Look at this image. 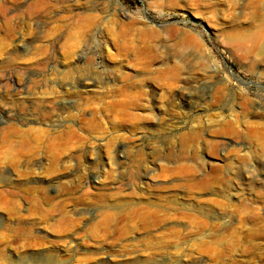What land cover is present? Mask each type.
Listing matches in <instances>:
<instances>
[{"label": "rangeland", "instance_id": "rangeland-1", "mask_svg": "<svg viewBox=\"0 0 264 264\" xmlns=\"http://www.w3.org/2000/svg\"><path fill=\"white\" fill-rule=\"evenodd\" d=\"M259 32L264 0H0V264H264Z\"/></svg>", "mask_w": 264, "mask_h": 264}, {"label": "bare ground", "instance_id": "bare-ground-1", "mask_svg": "<svg viewBox=\"0 0 264 264\" xmlns=\"http://www.w3.org/2000/svg\"><path fill=\"white\" fill-rule=\"evenodd\" d=\"M92 23H93V22H92ZM10 25H11V24H10ZM13 25H14V24H13ZM93 25H94V24H93ZM96 25H97V24H96ZM7 29H11V27H8V26H7ZM12 29H13V28H12ZM257 32H258V31H257ZM256 34H257V33H256ZM262 36H263V33H261V32H259V34H257V35L254 34V36H251V37H250V35L248 36V35H246V34H244V33H239V34H234V35L232 34V35H230V36H228V37H226V38H227V40H229V43H233V44H235L236 46H237V45L239 46V44L242 45L243 42H246V43H247V41H245V40H246L248 37H250L249 40H248V41H250V39H251L252 37L255 38V39H257V40H258V39H261V40H262V38L264 37V36H263V37H262ZM261 37H262V38H261ZM253 38H252V39H253ZM252 39H251V41H253ZM227 40H226V41H227ZM257 40H255V41H257ZM261 40H258V41H261ZM263 40H264V39H263ZM246 43H245V44H246ZM250 43H251V42H250ZM258 43H259V42H258ZM243 44H244V43H243ZM245 44L243 45L244 47H245ZM259 44H260V43H259ZM3 45H4V44H2V43L0 44V49L3 48ZM241 45H240V46H241ZM250 45H251V46H250ZM250 45H249V47L252 48V46H254V41H253V44H250ZM255 45H256V43H255ZM246 46H247V45H246ZM256 46H258V45H256ZM244 47H243V49H244ZM239 48H240V47H239ZM251 48H250V49H251ZM253 48H254V50L256 51V49H255L256 47L254 46ZM253 48H252V49H253ZM259 48H260V47H259ZM262 48H263V47H262ZM250 49H249V50H250ZM260 49H261V48H260ZM249 50H248V52H250ZM257 50H258V49H257ZM261 50H262V49H261ZM252 51H253V50H252ZM258 51H259V50H258ZM4 54L6 55L7 53H4ZM2 55H3V54H2ZM3 56H4V55H3ZM252 58H253V57H252ZM5 66H7L6 63H5ZM1 68H3V67H1ZM3 70H5V69H3ZM3 70H2V71H3ZM0 71H1V70H0ZM2 71L0 72V74H2V75H1L2 83H4V84H5V83H6V84H9V83L11 82V80H12L10 74H8V72H5V71H7V69L4 71L5 73H2ZM2 113L5 115V116H4L5 118H7V117L9 118L11 112H10V110H4ZM231 133H235V129L232 130ZM240 160H241V159H240ZM242 160H243V161H246L245 158H242ZM232 163H233V160L231 161L230 164L232 165ZM246 164H247V163H243L244 166H246ZM216 169H218V168H216ZM244 169H245V168H244ZM214 170H215V169H214ZM215 171H216V170H215ZM250 176H251V175H250ZM1 177H2V176H1ZM3 177H4V176H3ZM6 177H7V176H6ZM248 178H249V177H248ZM252 178H253V177H252ZM252 178H250V179H252ZM253 179H254V178H253ZM254 180H255V179H254ZM44 197H45V196H44ZM45 198H47V196H46ZM48 261H49V260H48ZM46 263L48 264L49 262H46ZM54 263H55V262H54Z\"/></svg>", "mask_w": 264, "mask_h": 264}]
</instances>
